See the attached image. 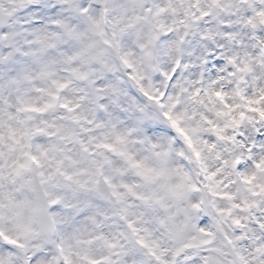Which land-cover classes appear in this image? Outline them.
I'll use <instances>...</instances> for the list:
<instances>
[{
    "label": "snow or ice",
    "instance_id": "6c2138e0",
    "mask_svg": "<svg viewBox=\"0 0 264 264\" xmlns=\"http://www.w3.org/2000/svg\"><path fill=\"white\" fill-rule=\"evenodd\" d=\"M0 264H264V0H0Z\"/></svg>",
    "mask_w": 264,
    "mask_h": 264
}]
</instances>
